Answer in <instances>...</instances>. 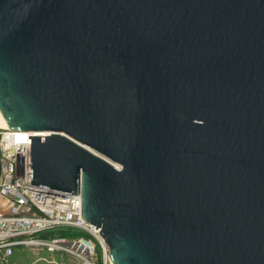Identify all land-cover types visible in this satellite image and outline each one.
I'll list each match as a JSON object with an SVG mask.
<instances>
[{
  "label": "water",
  "instance_id": "1",
  "mask_svg": "<svg viewBox=\"0 0 264 264\" xmlns=\"http://www.w3.org/2000/svg\"><path fill=\"white\" fill-rule=\"evenodd\" d=\"M0 113L111 264H264V0H0Z\"/></svg>",
  "mask_w": 264,
  "mask_h": 264
},
{
  "label": "built area",
  "instance_id": "2",
  "mask_svg": "<svg viewBox=\"0 0 264 264\" xmlns=\"http://www.w3.org/2000/svg\"><path fill=\"white\" fill-rule=\"evenodd\" d=\"M38 134L13 130L0 133V263L13 254L15 247L25 246L64 253L83 264H111L100 228L82 218L81 193L55 195L31 184L28 136ZM55 228H73L84 235L37 236Z\"/></svg>",
  "mask_w": 264,
  "mask_h": 264
},
{
  "label": "rangeland",
  "instance_id": "3",
  "mask_svg": "<svg viewBox=\"0 0 264 264\" xmlns=\"http://www.w3.org/2000/svg\"><path fill=\"white\" fill-rule=\"evenodd\" d=\"M51 261L59 262L60 264H83L81 261L64 253L25 246L15 247L13 254L0 264H53ZM97 262H100V251H98Z\"/></svg>",
  "mask_w": 264,
  "mask_h": 264
},
{
  "label": "trees",
  "instance_id": "4",
  "mask_svg": "<svg viewBox=\"0 0 264 264\" xmlns=\"http://www.w3.org/2000/svg\"><path fill=\"white\" fill-rule=\"evenodd\" d=\"M82 235H84L82 231H79L73 228H55V229L37 234V236L39 237H52V236L75 237V236H82Z\"/></svg>",
  "mask_w": 264,
  "mask_h": 264
},
{
  "label": "bare ground",
  "instance_id": "5",
  "mask_svg": "<svg viewBox=\"0 0 264 264\" xmlns=\"http://www.w3.org/2000/svg\"><path fill=\"white\" fill-rule=\"evenodd\" d=\"M0 127H3V128H5V129H7L6 131H8V128L6 127V122L4 121V119H3L2 115H1V113H0ZM6 131H5V132H6Z\"/></svg>",
  "mask_w": 264,
  "mask_h": 264
}]
</instances>
